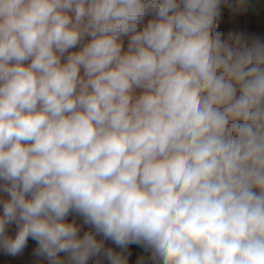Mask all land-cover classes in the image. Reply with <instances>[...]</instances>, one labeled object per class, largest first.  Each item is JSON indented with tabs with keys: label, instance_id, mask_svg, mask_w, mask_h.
<instances>
[{
	"label": "clouds",
	"instance_id": "clouds-1",
	"mask_svg": "<svg viewBox=\"0 0 264 264\" xmlns=\"http://www.w3.org/2000/svg\"><path fill=\"white\" fill-rule=\"evenodd\" d=\"M219 4L0 0L8 254L31 237L87 264L99 234L161 264H264V43L215 32Z\"/></svg>",
	"mask_w": 264,
	"mask_h": 264
},
{
	"label": "crops",
	"instance_id": "crops-1",
	"mask_svg": "<svg viewBox=\"0 0 264 264\" xmlns=\"http://www.w3.org/2000/svg\"><path fill=\"white\" fill-rule=\"evenodd\" d=\"M220 2L223 8L222 37L224 39L231 36L234 42L236 29L233 26H243L241 31L242 46L264 43V0H244L243 5H241V0H220ZM62 62H64V57H62ZM81 75H83V69H81ZM6 187L7 184L0 180V215L3 213V203L9 199L8 193L4 190ZM66 220L75 222L79 226L80 236L88 231L95 234L94 228L86 224L84 218L75 211L70 212ZM18 231L17 223L11 222L6 225L5 235L14 239ZM96 239L103 243V247L98 254L90 256L87 264H111V260L107 256L109 249L121 255L126 264H161L159 259L154 257L152 249L142 242L129 243L126 247H120L102 235L97 234ZM37 249L38 243L31 237L27 240L23 250L15 256L8 254L0 246V264H51L45 256L36 254ZM58 256L61 264H72L68 254L59 253Z\"/></svg>",
	"mask_w": 264,
	"mask_h": 264
},
{
	"label": "rangeland",
	"instance_id": "rangeland-1",
	"mask_svg": "<svg viewBox=\"0 0 264 264\" xmlns=\"http://www.w3.org/2000/svg\"><path fill=\"white\" fill-rule=\"evenodd\" d=\"M155 18L156 17H154V15H152V14H149L148 16H146L144 18V20L138 25L137 31L143 30V28L148 24V22L152 19H155ZM233 27H235L234 29H236L235 30V40L237 38H239L241 45H243L242 44L243 41L241 40V38H242V35H241L242 32L241 31H242L243 26H233ZM240 27H241V29H240ZM89 39L90 38H86L84 42L87 43L89 41ZM129 40H130V37H127V36L122 38V51L128 50ZM79 49H80V45H78L75 49H71L70 52L71 51H78ZM237 95H239V93H237Z\"/></svg>",
	"mask_w": 264,
	"mask_h": 264
},
{
	"label": "built area",
	"instance_id": "built-area-1",
	"mask_svg": "<svg viewBox=\"0 0 264 264\" xmlns=\"http://www.w3.org/2000/svg\"><path fill=\"white\" fill-rule=\"evenodd\" d=\"M219 15L216 17L214 24H215V32L221 33L222 34V17H223V8L222 4L220 2L219 4Z\"/></svg>",
	"mask_w": 264,
	"mask_h": 264
}]
</instances>
